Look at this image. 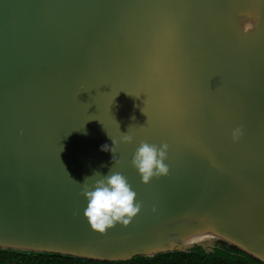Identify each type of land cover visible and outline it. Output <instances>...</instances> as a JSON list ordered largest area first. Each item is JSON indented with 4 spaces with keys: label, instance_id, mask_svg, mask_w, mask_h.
Here are the masks:
<instances>
[{
    "label": "water",
    "instance_id": "obj_1",
    "mask_svg": "<svg viewBox=\"0 0 264 264\" xmlns=\"http://www.w3.org/2000/svg\"><path fill=\"white\" fill-rule=\"evenodd\" d=\"M141 141L168 146L167 175L142 182ZM110 170L141 207L101 234L81 184ZM220 241L264 262V0H0V247L118 261Z\"/></svg>",
    "mask_w": 264,
    "mask_h": 264
},
{
    "label": "clouds",
    "instance_id": "obj_2",
    "mask_svg": "<svg viewBox=\"0 0 264 264\" xmlns=\"http://www.w3.org/2000/svg\"><path fill=\"white\" fill-rule=\"evenodd\" d=\"M253 27L251 22L244 25L247 31ZM233 142H238L243 135L239 127L232 130ZM133 136L124 134L120 143H132ZM117 141L112 139V146L104 144L101 151L115 153ZM166 144L157 146L141 141L136 148L131 164L137 170L142 182L149 183L152 178L167 175L169 167L165 163L167 159ZM114 159V156H113ZM92 177H98L89 183ZM92 177H86L82 187V195L87 204L84 215L93 230L103 234L117 222L127 225L132 217L140 210L139 202L134 203L136 193L131 189L127 178L119 172L109 171L108 174L94 173Z\"/></svg>",
    "mask_w": 264,
    "mask_h": 264
},
{
    "label": "trees",
    "instance_id": "obj_3",
    "mask_svg": "<svg viewBox=\"0 0 264 264\" xmlns=\"http://www.w3.org/2000/svg\"><path fill=\"white\" fill-rule=\"evenodd\" d=\"M206 251L196 246L189 251L135 256L130 260H92L60 253L34 252L0 247V264H264L255 256L224 241Z\"/></svg>",
    "mask_w": 264,
    "mask_h": 264
}]
</instances>
